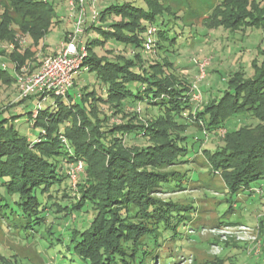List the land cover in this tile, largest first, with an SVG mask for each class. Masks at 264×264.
<instances>
[{"label":"trees","instance_id":"1","mask_svg":"<svg viewBox=\"0 0 264 264\" xmlns=\"http://www.w3.org/2000/svg\"><path fill=\"white\" fill-rule=\"evenodd\" d=\"M10 1L13 16L9 25L0 27V38L7 41L15 37L9 26L16 25L38 44L54 23V3ZM144 2L145 7H137L131 1L113 2L98 11L97 22L117 16L121 20L106 23L107 30L102 26L96 28L98 23L93 22L88 27V31L96 28L106 35V41L119 44L111 50V53L116 51L111 58H100L93 50L105 41L95 39L86 45L84 65L89 69L84 72L95 73L104 81L107 98L95 92H87L88 97L81 93L76 95L83 100L81 106L73 103L75 97L68 92L66 97L54 95L55 101L46 108H41L44 100L40 96L19 98L16 104L34 97L39 100V108L27 114L32 127L41 129L35 141L19 133L13 123L19 115L1 117L11 107L0 111V215L7 214L9 222L13 216L22 221L26 219L27 224L22 227L33 228V224H44L49 210L60 213L58 225L62 230H71L75 253L88 264L173 262L171 253L167 257L164 254L168 248L164 243L169 237L182 239L178 227L185 226L186 218L179 212V202L160 199L156 194L187 189L181 183L174 184L180 172L171 168L189 152L181 144L187 139L182 134L190 125H195L194 115L213 133L226 127L233 116L244 117L238 120L243 123L234 122L238 124L236 128L227 127L225 143L218 146L216 153L207 154L211 167L221 173L233 170L229 171L230 186L227 187L231 188L232 196L237 187L236 195L251 187V182L264 178V138L248 146L234 138L245 130L264 125V49L260 50L261 61L252 62L249 74L238 71L232 76L221 100H208L198 108L191 100L193 85L188 78L177 74V64L170 60L179 49L175 46L181 37H171L164 27L172 20L176 23L178 12L166 5L165 0ZM219 3L209 15L208 28L264 29V0H221ZM3 6L0 5V12ZM8 12L6 6L2 15ZM16 15H21V24L16 23ZM148 22L156 28L155 32L149 29L154 48L147 47L149 39L142 35ZM149 49L154 50L152 54L147 53ZM27 51L32 55L23 56H31L30 60L35 62L32 47L27 46ZM23 56L12 60L16 71L25 63ZM39 65L33 68L38 69ZM3 78L9 82L13 79L7 69H0V81ZM137 82L141 85L133 90L131 85ZM75 86L76 81L72 89ZM103 102L109 112L102 110L101 116L99 103ZM186 110L191 121L183 116ZM75 113L81 117L78 123L74 120ZM120 115L124 119L116 122L114 118ZM196 127L204 130L200 125ZM88 132L92 134L87 136ZM78 160L83 161V170L76 182L80 195L71 200L67 180L71 178L72 164ZM85 206L93 211L90 226L82 231L75 223L69 226L70 218L76 221L75 212ZM48 230L54 232L50 226ZM0 261L18 263L1 254Z\"/></svg>","mask_w":264,"mask_h":264},{"label":"rangeland","instance_id":"2","mask_svg":"<svg viewBox=\"0 0 264 264\" xmlns=\"http://www.w3.org/2000/svg\"><path fill=\"white\" fill-rule=\"evenodd\" d=\"M67 1L69 0H50L55 5L54 23L48 34L38 44L16 25L9 26L15 37H10L7 41L0 38V53L4 56L0 60V69H7L13 78L11 82L7 78H3L4 82L0 81V111L11 107L1 117L11 114L19 115L13 123L21 135L28 136L32 141L39 138L41 129L32 127L27 114L37 110L40 104L37 97L29 99L23 104H16L21 94L18 92L20 84L12 60L16 56L27 55V53L32 55L27 51V46L32 47L35 52V62L30 60L31 56H23L25 63L17 69L20 76L31 74L35 72L34 65L38 66L46 56L58 48L68 31L73 28V12ZM126 1L133 2L137 7L146 5L144 0H99L96 8L100 11L113 2L121 4ZM165 1L166 5L171 6L174 11L176 10L179 16L175 24L172 20L170 25H165L164 28L171 37L177 35L181 37L175 46L179 49L170 60L177 64V74L188 78L192 85L197 83L202 93V100L195 102V106L200 108L208 100H221L236 72L243 71L249 74L252 62L261 61L260 50L264 49V29L248 28L233 31L223 26L208 28L206 23L209 15L221 0ZM0 5H4L5 8L8 6L10 11V14L8 12L7 15H4L5 17L2 15L5 13V8L2 7L0 12V27H5L7 24L9 25L14 9L10 0H0ZM16 18V23L21 24V15H16ZM120 20L119 16L109 17L105 21H100L96 28L102 26V29L107 30L106 23L110 24ZM146 25L142 35L149 39L151 23L148 22ZM171 26L176 27L170 29ZM96 28L89 30L83 36V44L86 46L95 39L101 42L105 41V43L95 45L93 50L100 58H111L116 52L111 53V50L118 47L119 44L111 40L106 41V35ZM179 32L181 33L179 34ZM151 37L153 38V36ZM150 47L154 48V45L152 44ZM153 51L149 49L147 53L152 54ZM205 61H207L204 66L205 75L201 78V64ZM4 63L6 67L3 66ZM75 81L76 86L70 91L72 97H75L73 103H79L82 106L83 100L76 96L81 93L86 97H88L87 92H95L97 96L104 98L108 97L107 85L95 73L81 72L76 75ZM140 85L137 82L132 84L131 88L137 90ZM55 99L54 94L49 95L47 100L41 102V108H46ZM141 107L143 108L144 105ZM99 108L98 114L101 116L104 113L102 110L106 112L108 109L107 112H109V108L104 102L99 103ZM73 116L76 120L75 123L81 120L77 113ZM183 116L186 120L191 121L189 110H186ZM114 119L116 122H121L124 118L120 115V118ZM239 119L243 120L244 117L238 114L233 116L225 124L226 127H220L216 133H213L206 127L203 120H198L194 115L192 120L195 125H200L204 130L192 124L182 134L187 139L183 140L181 144L189 152L180 157L179 164L171 169L180 172L173 180L174 184L181 183L187 189L156 194L160 199L179 202V212L186 218L185 226L178 227L183 236L182 239L173 240L169 237L164 243L168 247L164 254L167 257L171 253L170 259L173 261L171 264H264V178L251 182V187L238 192V195H236V191L239 190L237 187L233 192L235 195L232 196L229 193L232 191L231 188L227 187L230 186L231 174L229 171L233 170L221 173L220 170L210 166L207 157L208 153L213 155L218 150V146L225 143L227 127L236 128L241 122V120L238 122ZM234 122H238V124H234ZM67 124L70 125L69 122ZM62 126L64 128L66 124ZM91 134L88 132L87 136ZM234 138L248 146L254 140L264 138V125L253 130L250 129V131L245 130L239 137ZM193 151L196 152L193 153ZM183 161L187 162L182 163ZM67 189L72 197L71 200H74L75 196L79 197L80 191L72 177L67 180ZM53 209L56 211V207ZM6 215H0L1 255L18 262L17 264H88L85 259L75 253L71 230H62V226L58 225L60 224V213L54 214L52 210H49L45 216L44 224H33V228L22 227L27 224L26 219L22 221L18 217L17 219L13 218V216L9 222ZM75 216L76 221H74V217L70 218L69 226L75 223L74 225H77L78 229L82 231L90 226L93 211L90 207L85 206L83 210L75 212ZM49 226L54 232L48 230ZM0 264H2L1 261ZM156 264L164 263L158 260Z\"/></svg>","mask_w":264,"mask_h":264},{"label":"built area","instance_id":"3","mask_svg":"<svg viewBox=\"0 0 264 264\" xmlns=\"http://www.w3.org/2000/svg\"><path fill=\"white\" fill-rule=\"evenodd\" d=\"M98 1H68L70 9L73 12V28L62 39L56 52L46 56L35 72L20 76L18 70L16 71L20 84V98H28L31 95H35L45 100L49 95L53 94L55 96L66 97L67 93L74 86L76 75L88 71L89 68L84 65L87 48L83 44V36L88 32V27L92 25V22L98 23L99 12L96 8ZM150 31L155 32L156 28L151 27ZM152 44V39L149 38L147 47H150ZM3 57V54L0 53V60ZM206 62L201 64V78L205 75L204 66ZM3 66L6 67V64L4 63ZM192 87L191 100L200 102L202 100V93L197 83H194ZM82 170V160H78L72 164L70 175L74 184H76L78 175Z\"/></svg>","mask_w":264,"mask_h":264},{"label":"crops","instance_id":"4","mask_svg":"<svg viewBox=\"0 0 264 264\" xmlns=\"http://www.w3.org/2000/svg\"><path fill=\"white\" fill-rule=\"evenodd\" d=\"M56 52V49L51 53V54H53V53H55ZM34 71H36L37 70V68H35V69H33Z\"/></svg>","mask_w":264,"mask_h":264}]
</instances>
